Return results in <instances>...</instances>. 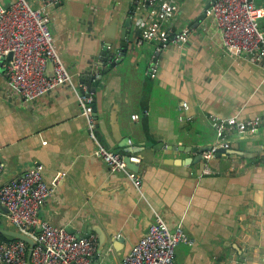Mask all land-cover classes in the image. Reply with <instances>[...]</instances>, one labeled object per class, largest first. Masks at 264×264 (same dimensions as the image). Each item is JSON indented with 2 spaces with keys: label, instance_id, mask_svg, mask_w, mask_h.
Masks as SVG:
<instances>
[{
  "label": "crops",
  "instance_id": "1",
  "mask_svg": "<svg viewBox=\"0 0 264 264\" xmlns=\"http://www.w3.org/2000/svg\"><path fill=\"white\" fill-rule=\"evenodd\" d=\"M146 1L58 0L43 7L71 82L24 99L0 71V184L35 162L48 184L65 171L39 216L77 236L94 235L90 264H122L157 215L193 239L176 246L177 264H264V66L224 48L205 13L210 0H176L168 26L190 27L187 42L159 53L152 42L135 44L140 22L150 19ZM254 3L263 8L264 33V0ZM112 49L117 61L109 66L101 58ZM95 69L103 70L90 93L96 135L108 148L139 157V189L94 153L78 92L86 87L81 74ZM235 114L261 119L258 129L226 133L232 152L206 160L204 151L217 140L211 115ZM245 151L256 155H239ZM2 212L0 226H13Z\"/></svg>",
  "mask_w": 264,
  "mask_h": 264
},
{
  "label": "built area",
  "instance_id": "2",
  "mask_svg": "<svg viewBox=\"0 0 264 264\" xmlns=\"http://www.w3.org/2000/svg\"><path fill=\"white\" fill-rule=\"evenodd\" d=\"M58 0H43L41 6H32L28 0H0V56L5 77L16 87L24 99L35 98L62 82H71V74L54 48L49 17L43 7ZM151 6L150 19L140 22V32L135 44L152 42L156 53L170 43H185L192 29L184 27L172 30L168 21L175 14L176 0H147ZM205 13L211 16L219 29L224 48L232 55H245L258 65L264 66V33L258 25L263 8L254 0H210ZM11 53L10 59H6ZM52 64V74L47 75V61ZM152 71L156 66L153 63ZM99 74L96 73L95 77ZM81 113L86 118L87 132L94 143V153L112 170L123 171L133 185L141 188L142 180L136 170L127 166L139 160L136 154L108 148L96 135V120L93 99L83 85L78 92ZM136 118L137 115H132ZM217 140L204 151L207 160L215 156L220 147L229 148L225 134L231 131L258 129L261 119H241L236 114L229 116L211 115ZM2 166L0 164V172ZM43 165L35 162L18 178L0 184V206L7 208L6 216L13 226L30 234L35 242L30 261L33 264H90V255L96 247L94 235L77 236L64 225L52 224L39 216L43 203L53 194L55 183L65 174L61 171L54 183L43 178ZM208 171V169H205ZM3 214L0 207V217ZM179 243L192 244L181 224L169 227L157 215L148 229L123 256L122 264H177L175 248ZM28 244L21 239L0 241L2 264H25Z\"/></svg>",
  "mask_w": 264,
  "mask_h": 264
},
{
  "label": "water",
  "instance_id": "3",
  "mask_svg": "<svg viewBox=\"0 0 264 264\" xmlns=\"http://www.w3.org/2000/svg\"><path fill=\"white\" fill-rule=\"evenodd\" d=\"M2 2H4V1H2ZM131 15H132V13L130 14V17L125 21V25H124L125 28L122 29L121 38L124 39V41L121 44L122 45L121 50H125V48L128 45V41L126 40L128 35L125 33V29H126V26H129V24H130ZM102 54L104 56H106V57L101 58L102 61L104 60V58H107V60L110 61L109 66L115 65L117 60L113 58L114 57L113 56L114 55V49H112L111 51H105ZM11 56H12V54L9 53L6 57V59H10ZM122 56H123L122 53H120L117 57L121 58ZM4 59L5 58L3 55L0 56V71H3L2 63H3ZM102 61H101V63H102ZM102 71H103L102 69H95L94 73L95 72L99 73V76L96 79H94V73H82L81 76L79 77L80 82H82L86 85V90H87L88 94H90L92 91H94L95 86L99 83ZM46 73H47V75L52 74V64L49 60L47 61ZM94 110H95V106L93 105V111ZM225 151L226 152H232V151H229L228 148L220 147L216 151L215 155H219L220 153L225 152ZM239 155L244 156V157H252V156H255L256 153H254L252 151H245ZM125 160H126L127 166L129 168L134 169V170L136 169V166L129 161L128 157H125ZM0 207H1L2 211H5V212L7 211V208L5 206L1 205ZM0 234L5 235V236L10 237V238L21 239V240L25 241L28 244L26 264H32L30 261V255H31V250H32V247L34 245L35 240L30 234L26 233L25 231H23L22 229H20L16 226H11V225L0 226Z\"/></svg>",
  "mask_w": 264,
  "mask_h": 264
},
{
  "label": "trees",
  "instance_id": "4",
  "mask_svg": "<svg viewBox=\"0 0 264 264\" xmlns=\"http://www.w3.org/2000/svg\"><path fill=\"white\" fill-rule=\"evenodd\" d=\"M1 240H10V237H7L5 235L0 234V241ZM0 264H2V263L0 262Z\"/></svg>",
  "mask_w": 264,
  "mask_h": 264
}]
</instances>
